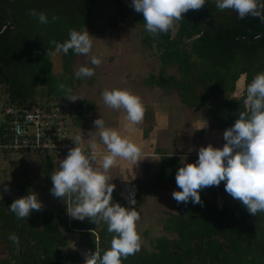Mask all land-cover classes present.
Instances as JSON below:
<instances>
[{"label": "trees", "instance_id": "1", "mask_svg": "<svg viewBox=\"0 0 264 264\" xmlns=\"http://www.w3.org/2000/svg\"><path fill=\"white\" fill-rule=\"evenodd\" d=\"M4 1L0 0V86L6 97L0 106V149L5 156H36L50 189V175L65 154L6 147L14 134L12 115L5 109L10 104L21 106L38 101L45 106L68 107L74 111L72 139L77 124L85 118L79 110L82 103L93 108L95 105L64 96L61 83L71 95L80 83L81 78L74 75L79 54L72 49L60 52L63 74H57L52 58L59 51L51 41L62 42L71 28L91 27L97 0H7V6ZM113 1L121 12L132 14L142 25L141 42L148 51H158L159 70L147 76L146 85L176 92L186 108L205 114L210 129L224 131L240 111L247 110L246 85L256 73L264 71V21L250 15L239 18L232 9H218L216 0H206L200 8L182 13L169 31L154 35L145 29L143 13L133 9L131 0ZM32 8L45 11L49 22L40 23L30 15L28 10ZM53 15L55 20L51 19ZM173 65L178 74L167 72ZM242 77L245 86L238 94ZM150 129L144 128V137ZM159 153L158 169L151 176L157 181L175 183L177 167L182 164L179 156L164 150ZM20 165L24 166L19 177L13 171L18 177L15 187L0 196V264H83L81 252L66 249L67 232H79V243L88 251L97 249L102 254L110 246L115 233L107 230L106 221L95 222L87 217L80 220L67 214V205L73 203L70 195L66 202L55 203V209L42 206L27 217H17L8 204L31 191L38 177L30 163L22 160ZM141 184L132 182L126 189L127 197L113 188L112 197L127 204L128 193L134 188L133 206L139 207L143 202ZM199 191L202 203L193 204L190 199L177 202L176 210L166 219L165 229L172 237H156L152 249L140 246L139 251L121 257L122 264H264V211L249 213L225 191L224 181ZM11 233L19 237L18 243L9 239Z\"/></svg>", "mask_w": 264, "mask_h": 264}, {"label": "clouds", "instance_id": "2", "mask_svg": "<svg viewBox=\"0 0 264 264\" xmlns=\"http://www.w3.org/2000/svg\"><path fill=\"white\" fill-rule=\"evenodd\" d=\"M206 0H131V6L143 13L144 27L151 34L167 32L174 21L182 18V13L189 9H198ZM218 9H232L239 18L246 15L264 21V0H216ZM40 23H48L45 11L29 9ZM52 20L56 16L51 17ZM259 35V34H258ZM55 49L67 53L89 54L92 38L87 30L69 29L68 37L61 41L52 40ZM99 56L90 55L92 65L100 64ZM94 68L81 64L74 72L77 77L90 76ZM66 97L76 99L77 95L68 94L64 84ZM104 102L112 107H122L126 112V120L130 127L143 119L144 105L141 98L126 88H111L102 91ZM247 110L240 111L235 121L223 131L224 143L216 146L212 143L201 145L197 149L194 161H187L177 167L172 197L179 202L193 204L202 203L200 189L218 185L224 181V189L234 199H238L246 210L255 215L264 211V71L254 75L246 85ZM92 123L99 131L100 140L107 148L101 159L100 167L94 166L98 158L97 151L85 150L74 143L64 158L60 159L56 171L50 175L52 184L49 189L52 195L66 198L73 197L71 206L67 205V214L75 219L85 217L96 222L102 219L107 222V230L114 232L110 246L101 254L94 249L86 253L83 264H122L121 257H127L140 249V236L136 230L139 212L132 205L135 203V189L128 193L127 204H121L112 197L115 184L110 181L107 170L117 157L134 162L141 159L142 147L122 135L116 128L104 126L98 116ZM203 126V125H202ZM201 126V127H202ZM79 139V137H77ZM95 142H93L94 145ZM8 185H3V191ZM3 191H0L2 196ZM43 202L36 191H27L14 198L8 207L17 217H27L32 211L40 210ZM14 243L19 242L15 233L9 234Z\"/></svg>", "mask_w": 264, "mask_h": 264}, {"label": "rangeland", "instance_id": "3", "mask_svg": "<svg viewBox=\"0 0 264 264\" xmlns=\"http://www.w3.org/2000/svg\"><path fill=\"white\" fill-rule=\"evenodd\" d=\"M94 11L95 18L93 24L87 29L92 38V48L89 54H79L74 63V71L81 64H87L94 68V72L90 76L80 77V83L75 87L72 95L81 97H77L74 101L83 99L86 102H92L95 105V110L92 107L95 111L93 117L99 116L104 123L110 124L114 123L112 118H114L115 114L122 107L117 108L107 105L101 94L102 91L106 88H129L130 91L133 90V93L141 98V101L146 103L144 106L148 112L145 109V122L141 123H144L141 126L142 133H144V128L151 127L149 133L155 131V135L159 138H163L165 135L167 136V130L161 128L153 130L155 126V110L161 107V105H158L159 102L162 103V109L168 111L165 114L170 116V126L172 128L177 127L181 131L183 129L181 125H184V122L181 121H186L185 118L187 117L189 119L190 114L202 119L204 122L203 116L205 114L186 108L180 102L176 92L163 90L158 87L150 88L146 85L145 80L147 76L151 72H158L161 61L156 49H152L150 52L148 51V47L142 44L143 27L134 19V16L130 13L125 14L121 12L117 3L113 0H97L94 5ZM93 54L100 57V64L92 65L90 63V55ZM52 59L54 70L57 74H63L60 52H56ZM167 72L178 74L175 65L169 66ZM244 86V77H242L238 82V94L243 91ZM5 97L6 93L4 88L0 86V106L4 102ZM171 103L173 108L171 107L170 109ZM173 111L174 114H172ZM176 111H178V114L175 115ZM106 112L108 113L106 114ZM146 115L148 117L147 120L145 118ZM182 116H184V119L181 118ZM116 119L115 116V123H117ZM195 122L197 121L195 120ZM211 131L217 139V143L222 145L224 143L223 131L219 129H212ZM200 132L198 128H195L192 135L195 143H200L201 139H203V134ZM159 146L161 147L157 148L158 152H161L162 149L168 152V149L163 145ZM192 151H195V149L187 147V149L183 148V151L179 153L187 155L192 153ZM22 160L24 164L30 163L34 172L38 173L32 191L38 193L39 199L43 202L42 206L55 209V203L60 201L66 202V198L54 196L49 191L48 187L50 182L43 178L44 176L39 170L36 156H21L20 154L5 156L0 149V185H8V190L3 191L4 194H9L11 189L15 187L19 177L18 174L21 173L20 171L24 166L20 165ZM13 171L18 172V177ZM146 174L151 180L146 179L141 184L143 202L139 207H135L139 212V219L136 221V230L140 236L141 246L152 249L153 241L156 237L163 234L170 237L173 236L172 233L165 229V223L168 216L176 210L175 205L177 201L172 197L171 193L178 186L175 183H168L167 181H157L151 175L149 176L148 173ZM134 181L131 180L129 185ZM126 182L124 181V183ZM128 186L123 185L122 182L118 186L115 185L114 189L122 194V196L127 197L126 189ZM132 207L134 206L132 205ZM66 234L69 238V245L66 249L69 248L73 251L81 252L85 258L86 253L89 251L79 243V232H67Z\"/></svg>", "mask_w": 264, "mask_h": 264}, {"label": "crops", "instance_id": "4", "mask_svg": "<svg viewBox=\"0 0 264 264\" xmlns=\"http://www.w3.org/2000/svg\"><path fill=\"white\" fill-rule=\"evenodd\" d=\"M128 90L130 89L128 88ZM131 92H133V90H131ZM156 104L158 103L156 102ZM143 105H146V103L144 102ZM158 105H161V107L155 110V126L153 127V130H156L157 128L167 130V136L165 135L163 136V138L157 137V135H155V131H153L152 133H148V135L144 137V133H142L141 131V126L144 124L141 123L145 122L144 115L141 121L132 124L130 127H126L125 125L129 124V122L126 120L125 110L120 107L118 112L115 114L117 123H115L114 120L115 116L114 118H112L115 124L104 123V126L118 129L122 135L127 136L129 139L133 140L142 147L141 159H139L135 164L133 161L123 157L116 158L113 165L110 166V168L107 170L110 177L109 182L114 183L116 186L122 184L123 182V185L128 186L131 180L139 181L142 184L146 179L151 180L149 177H147L146 173H148V175L150 176L158 169L160 153L158 152L157 148L161 147L159 145H163L166 149H168V154H175L179 156L181 163L194 161L197 157L196 149H198L201 145H205L207 143H212L216 146L223 145L217 143V139L214 137V134L211 131L212 129H210L207 122H203L202 119L197 118L191 114L189 119L187 117L185 118L186 121H181L184 122V125H181L183 126V129L181 131L177 129V127L172 128L170 126V116L165 114L168 111L162 109V103L159 102ZM171 107L172 103L170 109ZM107 113L108 112H106V114ZM172 114H174V111ZM176 114H178V111L175 112V115ZM93 115L89 117L90 119L84 118L81 124H77L72 139L74 143L81 145L85 150L92 148V150L97 151L98 158L94 162V166L100 167V157H102V155L107 152V148L100 140L98 129L95 128L96 126L92 123L94 118H96V116L93 117ZM181 118L184 119V116H182ZM195 120L197 122H195ZM195 128L203 130L202 132H200L203 134V139H201L200 143H195L194 138L192 137ZM77 137H79V139H77ZM93 142H95L94 145ZM187 147H191V149H195V151H192V153L187 155L179 153L183 151V148L187 149ZM124 181L127 182L124 183Z\"/></svg>", "mask_w": 264, "mask_h": 264}, {"label": "built area", "instance_id": "5", "mask_svg": "<svg viewBox=\"0 0 264 264\" xmlns=\"http://www.w3.org/2000/svg\"><path fill=\"white\" fill-rule=\"evenodd\" d=\"M83 117L89 118L94 110L86 103L79 108ZM12 115L13 139L6 147L12 150H30L46 154H67L74 146L73 113L61 105L45 106L40 101L21 106L8 105L5 109Z\"/></svg>", "mask_w": 264, "mask_h": 264}, {"label": "water", "instance_id": "6", "mask_svg": "<svg viewBox=\"0 0 264 264\" xmlns=\"http://www.w3.org/2000/svg\"><path fill=\"white\" fill-rule=\"evenodd\" d=\"M6 1H7V0L4 1V4H5V5H6ZM6 6H7V5H6ZM11 18H13V17L11 16Z\"/></svg>", "mask_w": 264, "mask_h": 264}]
</instances>
